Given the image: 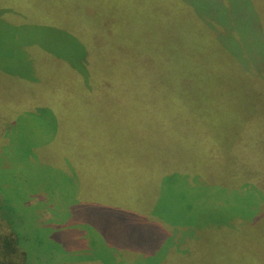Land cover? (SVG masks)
<instances>
[{
	"label": "rangeland",
	"instance_id": "374dc122",
	"mask_svg": "<svg viewBox=\"0 0 264 264\" xmlns=\"http://www.w3.org/2000/svg\"><path fill=\"white\" fill-rule=\"evenodd\" d=\"M135 2V19L140 21L138 44L128 47L133 50V59L108 65L106 55L94 56L88 68L89 83L82 79L86 73L76 68L75 43L60 30L63 0H0V229L8 224L19 247L9 264H248L258 256H241L236 248L232 253L225 248L230 242H241V237H185L196 227L204 232L230 227L237 214L254 223V208L264 201V192L255 190L253 184L232 190L230 176L227 181L214 177L205 185L218 188H196L193 195L194 189H184L182 177L174 175V182L162 183L160 190L143 200L141 192L128 190L124 183L147 180V171L140 168L122 173L118 183L113 180L127 158L104 152L107 163L101 172L81 171L71 167V159L60 149L66 134L64 113L72 118L77 132L92 115L94 149L100 144L105 148L112 137L120 135L115 130L122 124H112L113 112L122 115L130 109L136 115L133 109L139 107L129 105L132 97L124 90L114 95L103 85L100 91L96 84L98 76L117 80L129 67L139 79V99L146 88L159 89L160 83V90L174 101V114L161 108L160 115L173 117L164 122L177 125L187 112L199 118L202 110L193 106L192 91L182 93L173 87L176 82L186 83L189 76L193 78L177 58L186 34L191 36L192 46L205 45L215 54L203 66L211 75L206 74L205 89L215 98L203 99L200 104L218 110L227 119L226 129H234L231 126L237 124L241 113L239 100L246 95L243 84L247 82L244 71L263 81L259 85L252 81L249 96H264V0H206L204 6L203 0H190L201 12L185 8L179 18L174 17L170 3L163 11L156 5L161 0ZM133 7L128 6L130 13L126 6L122 8L124 18L132 20ZM50 10L55 12L48 17ZM158 18L168 19L164 23ZM192 49H180L181 57L192 54L194 59ZM146 53L150 57H145ZM167 59L188 74L175 73ZM185 87L191 88L188 84ZM78 88L85 95H74ZM155 104L153 107L158 106L156 100ZM126 125L132 127V121ZM180 126L184 132L187 122L183 120ZM76 137L69 133L65 143L74 142ZM222 145H228L225 138ZM118 151L125 153L126 148ZM87 158V154H73L79 168L86 165ZM118 194L115 204L113 196L118 198ZM189 207L191 212L187 213ZM261 213L264 222V208ZM247 238L252 246L258 240L264 244V237ZM178 241L179 245L187 244V249L194 241L201 251H187L180 259Z\"/></svg>",
	"mask_w": 264,
	"mask_h": 264
},
{
	"label": "trees",
	"instance_id": "16d2710c",
	"mask_svg": "<svg viewBox=\"0 0 264 264\" xmlns=\"http://www.w3.org/2000/svg\"><path fill=\"white\" fill-rule=\"evenodd\" d=\"M135 1L137 0H123L121 2L119 0H63L64 15L62 16L60 30H62L66 38H69L76 45L78 51V59L76 60L78 65H76V68L80 69L82 74L86 73L84 78L82 76L83 80L91 83L88 68L92 65L90 60L94 56L98 59L106 55L108 65H118L120 60L128 62L133 59V50L128 47L138 44L137 27L140 21L139 18L135 19L137 14L136 6L133 7L132 5L133 3L136 5ZM161 1L155 2L156 5L164 11L167 4L170 3L174 7L175 18H179L180 12L185 8H187V11L190 10L195 13H199L201 10L197 8L195 2L191 4L190 0ZM205 1L201 2L202 6L206 4ZM207 1L209 2V0ZM130 5L133 7L132 20L128 19L130 16H125L126 18H124L121 12L122 8L126 6L128 13H130V8H128ZM54 12V10L48 11L47 16L51 17ZM167 19L158 18V21H164L165 23ZM258 31L260 30H255V32ZM200 32L204 36L203 32ZM164 33L167 34L166 32ZM197 36L200 39L201 35L198 34ZM190 37L189 34L183 37L180 49L185 48L187 51L190 47H193L194 59H192V54L182 58L180 49L177 58L184 64L189 75H192L193 78L189 76L188 80L186 79V83L176 82L173 87L180 92H182L181 90L192 91L195 97L193 106H199L202 110L200 117L198 118V114L190 115L187 112V114L184 113L182 119L179 118L177 125L164 122L163 120L167 118L173 119V117L166 118V116L160 115L161 108L165 107L170 114H174L175 112L172 109V102L174 101L170 100L168 95H165L160 90L163 89L160 83H157L159 89L146 88L142 99H139L140 94L138 93L137 95L136 92L138 91L136 83L139 84V79L137 75L133 74L131 67L128 68L125 76L121 73L122 76L117 78V80H112L113 78L107 76L102 78L98 76L96 85L99 86L100 91L103 90V87L106 90L109 88L112 94L116 95L124 90L123 92L132 97L129 100V105L132 104L131 106L139 108L133 109L137 111V113L135 112L136 115L131 114L132 111L130 109L129 111L125 110L122 115L114 111L111 116V122L116 127L122 124L118 130L114 129L120 135L117 134L116 137H112L111 141L105 145V148H102L100 144L97 149H94V139L92 140L93 135L91 134L92 129L95 128L90 120L92 115L86 118V121L79 126L77 132L76 127L72 123V118L67 113H64L63 127L66 134L63 137V146L60 149L67 159L72 160L68 161L72 168L81 171L101 172L104 164L107 163L104 152L111 157L120 156L127 158L126 162L119 167L120 169L115 171L116 178H113V180L118 183L121 180L120 175L122 173L135 171L140 168L142 172L147 171V180L139 178L134 181L131 180L128 184L124 183L128 190L134 189V191L141 192L140 195L144 197L143 200L148 199V194L160 190L162 183L174 182L172 180L174 175L182 177L181 180L186 187L184 188L182 185L184 189H194L193 195L196 193V188L206 189L205 186L217 187L205 185L208 180H212L215 177L214 179L218 181H227L229 176L232 180V187L230 188L232 190L238 189L240 191L243 189L241 188L243 185L253 184L255 190L258 189L264 192V96H260L261 93L249 96L253 88L252 81H255L257 85L263 81L258 76L253 75L252 72L246 73L244 71L243 75L247 82L243 84L246 95L239 100L241 113L237 118V124L231 126L234 129H226L227 119L222 117V115L220 116L218 110L216 111L214 108L200 104L203 99L215 98L213 92H207L205 89V85H207L206 74L211 75L203 67L206 61H212L210 59L214 58L215 54L211 52L212 48H208L205 45L200 47L192 46ZM145 57L148 58L150 56L146 53ZM250 62L251 59L246 63V66ZM76 68L75 72H77ZM178 68L174 65L173 70L176 71L175 73L180 76L188 74L183 70L179 71ZM72 80L71 87L75 89V83ZM108 83H110L109 86ZM185 84L190 85L191 88L187 89ZM258 91L262 92V90ZM73 93L74 95H85V92L80 91L79 88L74 90ZM155 100L158 103V106H156L158 112L155 111L156 107H153V105H156ZM253 111L255 114H252ZM183 120L187 122L184 132L180 126ZM131 121L132 127H128L126 124L131 123ZM116 122L119 123L116 124ZM121 130L123 131L122 134ZM69 133L72 135L76 134L77 137L74 142L66 144L65 137ZM223 138L226 139L227 146L222 145ZM121 147L126 148L125 153L118 151ZM74 153L87 154V163L84 167L79 168L77 166L73 159ZM140 186L141 188L137 189ZM117 196L118 198L113 196L115 204L119 200V194ZM261 202V204H256V208H254V223L251 222L250 218L242 219L240 214H237L234 216L236 219L235 224L230 227L208 230L206 232L196 227L191 229V233H188L189 235L185 237H238V240L241 237V242L238 241L237 243L236 241L234 244L230 242L225 248L230 249L231 253L235 252L234 248H236L237 253L241 256L251 255L252 257L253 255H258L256 258L252 257L248 264H264V244L258 240L255 246H252L248 243L247 238L264 237V222L260 220L264 201ZM190 212L189 207L187 213ZM241 214L245 213L241 211ZM2 227L0 229V264H9L19 253L18 239L8 224ZM226 233L227 235H225ZM179 236L176 234V237ZM176 243L178 245L176 252L180 259L187 256V251H201L195 248L194 241L191 242L189 249H187V244L179 245L180 241ZM249 248L254 249L250 251Z\"/></svg>",
	"mask_w": 264,
	"mask_h": 264
}]
</instances>
